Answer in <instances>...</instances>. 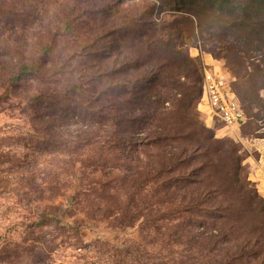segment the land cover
<instances>
[{"label": "rangeland", "instance_id": "obj_1", "mask_svg": "<svg viewBox=\"0 0 264 264\" xmlns=\"http://www.w3.org/2000/svg\"><path fill=\"white\" fill-rule=\"evenodd\" d=\"M262 69L264 0H0V264H264Z\"/></svg>", "mask_w": 264, "mask_h": 264}, {"label": "trees", "instance_id": "obj_2", "mask_svg": "<svg viewBox=\"0 0 264 264\" xmlns=\"http://www.w3.org/2000/svg\"><path fill=\"white\" fill-rule=\"evenodd\" d=\"M236 78H237L236 85L234 87H235L237 94L238 93L240 94V99L242 101V104L246 107V109L248 111H253L254 109H258L259 107H261V109H262V105H260V101L258 98V96H260V93L258 91V88H259L258 83L256 81L249 79V78L245 79V75H242V72H238L236 75ZM263 88H259V89H263ZM254 114L256 115V117L260 116L259 112L254 113ZM214 142H220V141H214ZM209 148L212 149L214 153H218V156H219L218 160L224 156H227V154L230 157L229 160H230L232 166L230 167L229 170H228V168L226 169L223 167L222 172H223V175L227 174V176H224L226 178L227 182L229 180V177H231L232 182L230 184L234 186V190L240 191V193L244 196L247 194H250V192H254V190L252 191L250 186H248L249 182L247 181V179L245 178V180H243L242 177L240 176V174L242 172V163L237 160L240 158L237 155H235L236 153L234 154L233 152L229 151L227 149L226 145L222 146L220 149H219V147H216L214 145H209ZM227 151H229V152H227ZM184 156H186L187 159H191L190 154H187ZM208 162H211V161H208ZM197 163H200V165L204 164L201 161L197 162ZM202 165H201V167H203ZM206 165H208V164L205 163V166ZM217 169H218V167H217ZM198 170L202 171V168H199ZM216 173L220 174L219 170H217ZM183 179H184V181L190 182L189 178H187V180H186V177H183ZM225 261L228 262V258H227V260H225V258H224V262Z\"/></svg>", "mask_w": 264, "mask_h": 264}, {"label": "built area", "instance_id": "obj_3", "mask_svg": "<svg viewBox=\"0 0 264 264\" xmlns=\"http://www.w3.org/2000/svg\"><path fill=\"white\" fill-rule=\"evenodd\" d=\"M207 79L212 80L208 74ZM205 92L211 112L219 116L227 126L235 128L246 121L245 111L241 108L237 99L229 96L227 92L222 90L220 85L216 86L215 83L209 85Z\"/></svg>", "mask_w": 264, "mask_h": 264}, {"label": "crops", "instance_id": "obj_4", "mask_svg": "<svg viewBox=\"0 0 264 264\" xmlns=\"http://www.w3.org/2000/svg\"><path fill=\"white\" fill-rule=\"evenodd\" d=\"M259 152H261V157L256 163L255 171L253 172L252 170L251 176L253 180L257 183V186L259 187L262 194L264 195V141H262L259 147Z\"/></svg>", "mask_w": 264, "mask_h": 264}]
</instances>
